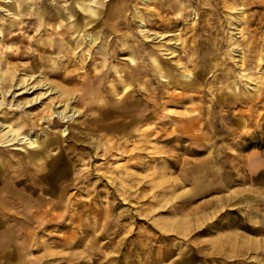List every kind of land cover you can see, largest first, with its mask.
Masks as SVG:
<instances>
[{"label": "rangeland", "instance_id": "1", "mask_svg": "<svg viewBox=\"0 0 264 264\" xmlns=\"http://www.w3.org/2000/svg\"><path fill=\"white\" fill-rule=\"evenodd\" d=\"M1 101L0 264H204L263 220L264 0H0Z\"/></svg>", "mask_w": 264, "mask_h": 264}, {"label": "crops", "instance_id": "2", "mask_svg": "<svg viewBox=\"0 0 264 264\" xmlns=\"http://www.w3.org/2000/svg\"><path fill=\"white\" fill-rule=\"evenodd\" d=\"M264 213V209L262 210ZM263 219L260 222V226L257 225L255 235H253V239L250 243L247 242H239L234 245L233 242H215L214 246H204V248L200 247L203 250H222V258L221 260L214 259L209 262L206 260L204 264H237L238 262H242L243 264H264V216H261ZM234 234V233H232ZM235 250L237 252H235ZM207 256L208 254L205 253ZM262 257H259V255ZM220 261V262H219Z\"/></svg>", "mask_w": 264, "mask_h": 264}, {"label": "bare ground", "instance_id": "3", "mask_svg": "<svg viewBox=\"0 0 264 264\" xmlns=\"http://www.w3.org/2000/svg\"><path fill=\"white\" fill-rule=\"evenodd\" d=\"M49 13V12H48ZM140 26H142L143 27V24H141ZM70 28H69V30L70 29H72L73 27H74V25L72 24L71 26H69ZM143 31H145L144 29H143ZM70 39V38H69ZM88 42L90 43V44H93L94 43V39L92 38V37H88ZM70 49H73V47H71ZM72 51V50H71ZM71 54H73V53H71L70 51H69V53H68V56L67 57H69L70 56V59H72L71 58ZM103 54L105 55V56H108L109 57V55H110V53H106V52H103ZM103 55V56H104ZM66 59V58H65ZM67 61H68V58L66 59ZM91 60V59H90ZM90 60L88 61V63H87V65L90 63ZM155 61V60H154ZM67 63V62H66ZM79 64V63H78ZM155 64V66H158V63L156 62V63H154ZM69 65V64H68ZM66 66V65H65ZM67 67V66H66ZM139 67V66H138ZM140 69V68H139ZM86 71L87 72H90V68L88 67V66H86ZM48 72V74L49 75H59V74H61V72H58V71H47ZM101 75H104V71L100 74V75H93V81H95V80H97L98 78H99V76H101ZM63 78L65 79V80H69V78L68 77H66L65 75L63 76ZM8 80V78H6L5 79V82H4V86H6V88L7 89H9L12 85H10V81H7ZM76 82H79V83H84V81H79V80H75ZM24 83V82H23ZM26 83V82H25ZM30 83V82H29ZM85 84V83H84ZM28 85L29 84H23V85H20V87L19 88H17V89H19V91L17 92V93H14V92H12V93H14L13 94V96H12V100H10L8 103L10 104V103H12L13 102V98H14V96H22V95H27V93H30V92H28L29 91V89H32L33 88V86H29L28 87ZM36 87H38V85H36ZM7 89H6V91H7ZM35 89H37V88H34V90ZM87 90V89H86ZM58 92V91H57ZM11 93V94H12ZM54 93H56V92H54ZM16 94V95H15ZM88 94L87 93H85L84 92V98L82 99L83 100V102H85L86 101V96H87ZM4 96V95H3ZM58 99H59V101L61 102L62 100H64L65 98H66V96H64V98L61 100V98L58 96L57 97ZM15 100H16V103H15V106L17 107V108H22L24 105H26V104H28L29 102H31V101H33L32 99L30 100V101H19L18 99H16L15 98ZM78 103V102H77ZM0 105L2 106V105H4V102L3 101H1L0 102ZM12 105V104H11ZM93 104H92V102H91V100L90 101H86V106H85V109H84V113L86 112V115H90V114H88L87 113V111L89 110V109H92L93 108ZM52 111V113L55 111V110H51ZM57 111H55L54 113H56ZM89 112H90V110H89ZM63 112H61L60 111V115H62V119H63V121H69L71 118H72V115L70 116H65L64 114H62ZM50 121H52V122H54L55 121V119L54 118H52L51 117V120ZM6 133H4V135H5ZM14 136V135H13ZM9 137V136H8ZM23 139L24 138H22V137H20V138H17V136H14V137H12V138H9V139H7V141L8 142H11V144H13V143H21V142H24L23 141ZM16 140V141H15ZM35 147V146H34Z\"/></svg>", "mask_w": 264, "mask_h": 264}]
</instances>
